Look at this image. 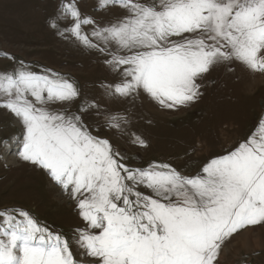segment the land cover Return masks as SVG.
I'll return each mask as SVG.
<instances>
[{
    "label": "snow or ice",
    "instance_id": "1",
    "mask_svg": "<svg viewBox=\"0 0 264 264\" xmlns=\"http://www.w3.org/2000/svg\"><path fill=\"white\" fill-rule=\"evenodd\" d=\"M108 7L126 15L97 26L74 0H60L50 27L110 57L105 63L122 77L105 86L111 98L143 90L162 108L178 109L198 99L196 81L214 66L238 62L264 72V0H98ZM85 24L100 43L81 31ZM78 96L51 69L0 71V108L22 127L0 141L6 154L43 169L85 225L69 237L23 208H0V264H218L234 235L264 225V119L258 133L187 176L168 164L127 166L84 122L98 104L82 103L78 112L51 107ZM123 119L105 122L119 130ZM132 143L145 146L134 134Z\"/></svg>",
    "mask_w": 264,
    "mask_h": 264
},
{
    "label": "rangeland",
    "instance_id": "2",
    "mask_svg": "<svg viewBox=\"0 0 264 264\" xmlns=\"http://www.w3.org/2000/svg\"><path fill=\"white\" fill-rule=\"evenodd\" d=\"M59 2L0 0V71L23 64L37 73L51 69L68 78L79 96L51 107L78 112L82 103L98 104L99 112L92 109L82 114L84 122L94 136L107 139L125 157L127 166L168 164L183 175L194 176L211 159L259 132V122L264 119V72L250 71L238 62L214 66L196 81L201 86L198 99L178 109L162 108L143 90L138 95L111 98L105 86L120 82L119 70L113 71L105 63L110 58L106 54L85 48L70 34L59 35L50 27ZM74 2L81 17H90L97 26L126 15L119 7L98 8V0ZM92 28L85 24L81 31L93 43H100L91 35ZM110 115L124 118L119 130L106 125ZM21 132L14 116L0 108V141ZM133 134L145 146L133 144ZM6 206L23 208L51 230L69 237L77 227L85 226L76 202L43 169L14 152L6 154L0 143V208ZM218 264H264V225L234 235L222 247Z\"/></svg>",
    "mask_w": 264,
    "mask_h": 264
}]
</instances>
